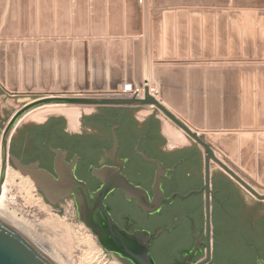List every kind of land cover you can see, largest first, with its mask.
Segmentation results:
<instances>
[{"label": "rangeland", "instance_id": "1", "mask_svg": "<svg viewBox=\"0 0 264 264\" xmlns=\"http://www.w3.org/2000/svg\"><path fill=\"white\" fill-rule=\"evenodd\" d=\"M104 1L105 8L100 9L103 0H95L94 21L96 24L103 22L108 28L109 21L120 20L118 12H122L125 22L126 5L134 0ZM137 4L141 8L143 43L139 64L154 83L149 85L151 93L159 89L161 94L157 98L167 109L207 138L221 160L258 192L264 193V0H138ZM12 15H16L19 29L22 21L29 28V13ZM71 15L73 17V13ZM88 15L90 24L93 20H90L91 14ZM128 15L130 22H138L136 15L131 12ZM77 21L80 26L85 22L83 18ZM144 29L146 36L143 37ZM104 36L98 38L109 40L107 32ZM72 37L71 34L30 36L27 31L24 35L0 36V42L73 40ZM76 37L91 40L95 36L88 31ZM121 39L125 50V34ZM92 58L89 57L90 62ZM111 58L114 59L106 54L107 65ZM130 59L133 63L134 57ZM123 64L126 65V57H123ZM31 97L13 96L0 84V126ZM68 105L79 109L77 114H71L73 118L81 110L101 107ZM139 108L141 118L154 112L162 120L163 127L172 129V134L184 135L155 106ZM50 113L52 111L42 114L41 119ZM214 167L217 171L221 169L217 165ZM8 171L17 170L7 165L5 173ZM247 196L260 203L258 213H264V201L260 202L251 194ZM6 205L11 214L21 222L24 220L40 239L47 241L45 250L50 247L61 250L68 264H122L115 255L102 250L95 237L77 220L73 201L68 199L50 205L35 187L29 191L22 186L20 178L15 177L12 183L6 184ZM54 218L60 220L61 226L54 225ZM86 232L92 235L94 244L85 241ZM95 251L101 254L99 260L93 255Z\"/></svg>", "mask_w": 264, "mask_h": 264}, {"label": "water", "instance_id": "2", "mask_svg": "<svg viewBox=\"0 0 264 264\" xmlns=\"http://www.w3.org/2000/svg\"><path fill=\"white\" fill-rule=\"evenodd\" d=\"M104 3L103 0L100 9L105 8ZM137 3L138 0H134L131 5H126L125 22L122 21V12H118L120 20L116 23L109 21L108 28H106L103 22L96 24L94 21L95 0H8V3L7 0H0V20L3 19L0 21V36H12L18 33L24 35L27 31L30 36L36 34L38 36L73 35V40L46 39L38 42L29 40L20 43L16 40H9L0 42V84L13 96H33L19 105L6 123L0 126V182L4 178L5 170L11 159L15 170L21 175L27 176L50 205H56L68 195L72 197L77 220L90 231L102 250L126 259L131 264H155L148 251L149 233L144 230L121 228L106 209L104 199L113 189L117 188L124 193L125 198L134 200L141 210L154 213L163 205L170 204L174 197L186 198L192 194V192L186 194L176 192L165 197L161 185V167L154 178L153 195L150 197L146 190L130 182L121 172L120 167H103L94 170V174L101 179L102 184L97 190L90 191L83 181L76 178L73 166L65 163L59 152H57L58 157L55 162V171L58 177L46 169L40 168L37 162L26 165L8 152L11 137L21 124L18 121L22 115L45 104L64 103L114 107L155 106L203 149L206 177L203 188L207 193L208 219L209 178L211 170H216L215 165L224 170L255 198L264 200V193L258 192L215 154L213 146L207 138L185 124L158 100L159 89L151 93L149 85L154 83L149 81L145 70L142 72L139 64L143 43L140 35L142 32L141 8ZM130 12L136 15L138 22L129 21L128 14ZM18 13H29V28H26L27 24L24 21L21 23V29L18 28L16 15H12ZM71 13H73V17ZM88 14H91L90 20H93L90 24L88 23ZM71 18L74 19L73 22ZM77 18H83L85 21L82 23L83 25L80 26ZM88 31L95 36L93 39L76 37L79 34H87ZM144 31L143 37L146 36V29ZM106 32L110 37L109 40L98 38L99 36L105 37ZM123 34L126 37L125 50L121 41ZM106 54L108 57H114V59L111 58L109 65L106 64ZM89 57H93L92 62ZM123 57H126L125 66ZM130 57H134L133 63ZM120 85L124 91H128L131 95H117L120 92ZM140 90L143 92L141 96H139ZM100 94H109V96H98ZM117 147L118 138L114 134L111 157L115 163L120 164V161L114 159ZM140 154L147 160L159 164L158 161L147 158L143 153ZM0 264L57 263L0 219ZM259 264L264 263L259 260Z\"/></svg>", "mask_w": 264, "mask_h": 264}, {"label": "flooded vegetation", "instance_id": "3", "mask_svg": "<svg viewBox=\"0 0 264 264\" xmlns=\"http://www.w3.org/2000/svg\"><path fill=\"white\" fill-rule=\"evenodd\" d=\"M139 109L101 106L81 110L76 118L64 111H54L43 119L19 125L8 152L26 165L37 162L55 177L59 152L90 191L102 184L94 170L120 167L127 179L146 190L150 197L161 167L165 197L176 192L192 194L186 198L176 196L154 213L141 210L117 188L104 199L106 209L121 228L149 233L148 251L155 264H259V260L264 263V213H258L262 205L249 199L250 193L224 170H211L208 219L202 147L186 134L176 137L170 127H163L154 112L141 118ZM114 134L118 138L114 159L120 164L111 157ZM9 165L15 169L11 159ZM68 199L73 201L70 195L61 201Z\"/></svg>", "mask_w": 264, "mask_h": 264}, {"label": "bare ground", "instance_id": "4", "mask_svg": "<svg viewBox=\"0 0 264 264\" xmlns=\"http://www.w3.org/2000/svg\"><path fill=\"white\" fill-rule=\"evenodd\" d=\"M119 88H122L121 86ZM119 96L120 95H127L129 92L124 91L123 89H119ZM107 95V94H106ZM139 96H141V90L139 91ZM50 111H64L69 114H77L79 109L77 107L69 106L68 104L64 103H51V104H45L36 108H33L26 112L25 114L22 115V117L19 119L18 123H22V121H27V120H38L39 118L41 119L42 114L44 113H49ZM9 172V171H8ZM15 177L20 178V183L22 184L23 187H27V190H32L35 186L33 182L27 177V176H22L19 174L17 171H11L8 174H4V178L2 182H0V219L17 230L20 234H22L26 239H28L31 243H33L36 247L42 251H44L53 261H55L57 264H68L67 260L65 258H62V252H59L52 249L53 247H50L49 245V251L45 250L44 246H46V242H44L42 239H40L37 235L36 232H33V228L31 229L30 226H27L28 224L21 222L20 218H16L9 210L7 209L6 205V184L7 182L12 183ZM53 223L55 226L59 227L61 226L60 220L58 218H54ZM30 225V224H29ZM87 233V232H86ZM42 238V237H41ZM85 241H87L88 244H94L93 237L90 233L86 234ZM38 240V241H37ZM47 246V247H48ZM95 247V246H94ZM94 250V249H93ZM101 250V249H100ZM93 255H96L98 257V260L101 258V254L99 251L93 252ZM103 256V255H102ZM97 259V258H96ZM109 264H116V263H109Z\"/></svg>", "mask_w": 264, "mask_h": 264}, {"label": "built area", "instance_id": "5", "mask_svg": "<svg viewBox=\"0 0 264 264\" xmlns=\"http://www.w3.org/2000/svg\"><path fill=\"white\" fill-rule=\"evenodd\" d=\"M131 95V93H128L127 95H125V96H130ZM120 96H124V95H120Z\"/></svg>", "mask_w": 264, "mask_h": 264}]
</instances>
